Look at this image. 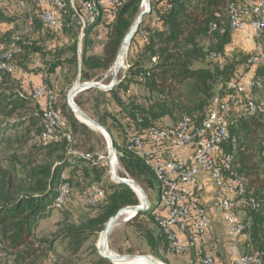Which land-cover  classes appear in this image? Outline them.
<instances>
[{"label": "trees", "instance_id": "trees-1", "mask_svg": "<svg viewBox=\"0 0 264 264\" xmlns=\"http://www.w3.org/2000/svg\"><path fill=\"white\" fill-rule=\"evenodd\" d=\"M33 14V35L14 37L16 10L10 0H0V56L15 45L12 55L13 73L0 71V151L8 149V166L0 169V250L10 259L0 258V264H73L85 243L96 258L90 264H110L97 251L96 241L107 222L122 209L138 206L137 195L125 184L115 183L94 155L96 137L80 123L67 106L66 96L73 83H98L108 86L110 75L123 39L141 12L143 0H125L118 7L96 5L95 20L80 38V17H87L83 4L98 0H60L64 9L58 11L39 5ZM244 0H149L150 13L145 15L129 46L126 69L117 73L116 84L110 91L90 88L78 93L73 101L89 118L103 127L113 140L119 178L144 185L146 190L157 182L152 170L127 150L132 136H145L151 127L176 125L184 117L191 127L199 126L207 118L214 99L226 94V85L238 75L249 55L225 56L231 42L228 30V8ZM49 10L61 17L62 27L52 29L42 24L37 15ZM154 13V25L148 18ZM147 20V22H146ZM212 24L216 30L209 31ZM225 32L220 34V30ZM103 30L102 52L93 53V43ZM147 36L142 38L141 32ZM67 42L54 49L45 46L46 40ZM219 55L220 60L211 59ZM38 61L32 68L30 61ZM19 73L41 75L42 84L53 90L55 108L67 123L57 142L46 146L29 143L31 132L42 131V114L32 97L35 87L24 89ZM58 79L57 88L50 77ZM253 79L264 88L263 61L254 69ZM54 81L56 79L54 78ZM39 86V85H38ZM133 86L144 90L143 95L131 93ZM62 98L58 102V96ZM92 113L89 114L87 105ZM168 119L170 125H165ZM230 133L235 143L225 146L232 156V171L245 186L242 200H252L256 207L241 206L245 223L249 225L246 253H263L264 264V111L256 115L237 114ZM69 137V138H68ZM28 147V153L22 155ZM12 150H11V149ZM15 148V149H13ZM77 153V154H74ZM82 155L90 154L91 159ZM65 175V177H64ZM68 183L70 193L60 209L55 206L58 188ZM95 185L103 192L96 206L85 202L86 189ZM159 185V183H158ZM237 199V198H236ZM82 203L84 212L77 211L72 201ZM53 211L62 213L61 230L63 252L52 255V244L37 240L35 230L39 221ZM156 214L149 206L126 221L142 237L152 255L160 259L159 249L169 253V244L157 226ZM47 261V262H46Z\"/></svg>", "mask_w": 264, "mask_h": 264}, {"label": "built area", "instance_id": "built-area-1", "mask_svg": "<svg viewBox=\"0 0 264 264\" xmlns=\"http://www.w3.org/2000/svg\"><path fill=\"white\" fill-rule=\"evenodd\" d=\"M123 1L98 0L84 3L82 7L87 17H80V38L84 29L94 23L97 4L102 7H118ZM70 4L74 7V0H70ZM39 5L58 11L64 9L60 0H40ZM141 6L144 7L143 2ZM37 19L52 29L62 27L61 17L49 10L39 12ZM28 21L31 26L33 19L29 18ZM245 28L259 35L264 34V0H244L241 4L232 3L229 6L228 30L235 34ZM215 30L216 25L212 24L209 31ZM224 32L222 29L219 33ZM141 36L145 39L146 32L142 31ZM16 52L13 44L9 51L0 56V71L14 72L12 55ZM211 59L218 61L220 56L214 54ZM262 61L263 54L259 51L248 57L238 75L227 83L226 94L214 99L207 118L199 126L191 127L190 120L184 117L176 125L164 128L154 126L145 136H132L127 141V150L152 170L159 183V203L153 212L156 214V224L169 244V253L173 255L180 256L188 248H197L198 264H217L212 256L203 254L198 247H201L207 236L210 215L218 213L227 224L228 236L233 241L230 264H263V253H245L239 247V241L247 237L249 225L241 221L232 209L235 203L251 209L256 205L252 200H242L245 194L244 182L231 169L232 156L225 153V146L236 141L230 133L233 118L237 114L256 115L264 111L263 104L245 96L247 92L262 88L251 76V72ZM31 97L39 105L43 126L41 132L30 133L29 143L46 146L59 141L67 123L54 106L53 90L39 85L33 89ZM177 151H184L185 157L180 158ZM80 156L91 159L90 154ZM200 175H206L216 191V197L209 204H204L198 195L203 189ZM69 193L68 183L58 188L55 200L57 209L63 207ZM102 198L103 192L97 186L91 185L86 189L87 205L96 206ZM179 234L186 236V246L180 243ZM51 262L54 263L55 259L51 258Z\"/></svg>", "mask_w": 264, "mask_h": 264}, {"label": "rangeland", "instance_id": "rangeland-1", "mask_svg": "<svg viewBox=\"0 0 264 264\" xmlns=\"http://www.w3.org/2000/svg\"><path fill=\"white\" fill-rule=\"evenodd\" d=\"M12 3V9L16 10V30L13 34L14 37H30L32 39L35 38V35H33V26L29 25V18L33 16V14L37 10V6L34 3V0H10ZM141 11L144 9L143 6L140 7ZM147 22V20H146ZM129 49V48H128ZM258 50H255L250 53L253 54ZM128 52V51H127ZM261 52V51H259ZM262 53V52H261ZM263 54V53H262ZM241 55V54H240ZM243 55V54H242ZM264 55V54H263ZM127 53L123 60V66L119 69L124 71L126 69L125 65V59H126ZM38 61L32 59L30 61V65L33 68ZM113 73V68L110 71V75ZM254 73V71H253ZM112 82V81H111ZM110 82V84H111ZM109 84V85H110ZM252 96V99L257 102L264 105V88L261 89H255L250 94ZM89 114L92 113L90 104L87 105ZM165 125H170V121L168 119L164 120ZM89 128L93 131L95 137H96V149L94 152V155L97 157V160L102 164L106 165V169L109 172L110 165L108 162V147H107V141L102 136L99 130L90 127ZM11 149V148H10ZM15 149V148H13ZM12 150V149H11ZM28 147H26L23 150L22 155H26L28 153ZM10 152L8 149H4L0 151V169H6L8 166V161L6 160L7 157H9ZM114 163L113 170L118 177V173H120L121 168L117 162V155L115 152V158L113 159ZM210 183V182H209ZM144 193L146 201L148 205L151 207V209H156L159 203V185L157 182L154 183V188L151 190H146L144 185L135 183ZM204 190H201L198 192V194L202 193ZM209 191V190H208ZM136 193V192H135ZM137 194V193H136ZM211 196L210 194H207ZM140 197V196H139ZM236 201V200H235ZM73 207L77 211H83V208H81L82 203L78 201H72ZM233 213L241 220L245 221V214L243 212V209L240 205L236 204L233 207ZM131 217V215H124L119 218V220L116 222L110 237H109V250L116 255H130L134 257L141 256H149L153 260L162 263V264H177L183 262V255L176 256L171 253H168L166 251H163L162 249H159V258H156L152 255L150 248L147 246L146 241L140 237L132 228L128 227L126 225V221ZM62 219V213L59 211H53L50 215V217L39 221L37 228L35 230V235L37 240H46L49 241L52 244V248L54 251H52V255L57 259V256L60 255L63 251V245L61 237V230L58 226V223H60ZM99 237L97 239H94L96 241V247L99 242ZM93 240H89L85 243L84 247L79 251L75 257V262L73 264H90L92 261L95 260L96 254L95 251L92 250L91 244ZM5 250H0V258L2 257L4 260L10 259V257L3 252ZM243 251V250H241ZM47 262V261H46ZM52 264V263H49Z\"/></svg>", "mask_w": 264, "mask_h": 264}, {"label": "crops", "instance_id": "crops-1", "mask_svg": "<svg viewBox=\"0 0 264 264\" xmlns=\"http://www.w3.org/2000/svg\"><path fill=\"white\" fill-rule=\"evenodd\" d=\"M147 20L148 23L153 26L156 20L155 14L152 13ZM103 35V30H100L98 38L93 43V53L96 55H100L102 52ZM39 38L40 35L36 34L35 39ZM66 42L67 40L63 36H61L59 40L44 41L47 50L54 49L57 46H62ZM255 50L261 51L264 54V34L259 35L251 29L245 28L242 31L232 35L231 42L225 47V56L234 58L238 57L240 54L249 55ZM241 70L242 68H239L238 72ZM253 75L254 73L252 71L251 76L253 77ZM17 77L21 80L22 86L26 90L28 89V84H31V87L42 84L41 75L19 73ZM54 78L56 81H54ZM50 82L55 88H57L58 79L55 76L50 77ZM76 82L77 80L73 83V86L76 84ZM131 93L143 95L145 92L139 86H133L131 88ZM251 93L252 91L247 92L245 96L252 99V96L250 95ZM57 96L59 97L58 102L61 103V96ZM177 154L180 158H184L186 155L184 151H177ZM199 179L203 184L202 190L204 191L198 195L204 204H209L216 197V191L214 190L211 183H209L208 177L206 175H200ZM210 193L211 196L207 195ZM209 222L210 228L208 230L207 236L205 237L201 247L199 246L198 248L202 250L201 252L203 254L212 256L217 264H230V248L233 245V241L228 236V226L218 213H212L209 217ZM179 240L182 245H187V238L184 234H179ZM245 243L246 239H241L238 243L240 249L243 250L242 252L246 251ZM196 249L188 248L182 256L183 262L177 264H198V251Z\"/></svg>", "mask_w": 264, "mask_h": 264}, {"label": "water", "instance_id": "water-1", "mask_svg": "<svg viewBox=\"0 0 264 264\" xmlns=\"http://www.w3.org/2000/svg\"><path fill=\"white\" fill-rule=\"evenodd\" d=\"M143 4H144V10H142L138 16L136 17L133 25L131 26L130 30L128 31L127 35L125 36V38L123 39V42L121 44V48L119 51V54L117 56L116 62L114 64L113 67V73H112V82L110 85L108 86H103L100 85L98 83H79V80H77L76 84L70 89V91L67 94L66 97V102H67V106L70 109V111L72 112V114L74 115V117L82 124H84L85 126L88 127L87 122L89 124H91L95 129L99 130L100 133L102 134V136L105 138V140L107 141V147H108V162L110 165V170H109V174L111 176V180L115 183H123L125 185H127L134 193L135 191L133 190V187H135L136 189L139 190L140 193V197L137 195L140 204L138 206H134V207H128L125 209H122L120 211H118L116 213L115 216H113L105 225L103 231L100 234L99 237V242L97 245V251L99 253V255L101 257H103L104 259L108 260L110 264H117V263H121V262H127L133 258H136L134 256H130V255H116L113 254L112 252H110L109 250V237L110 234L116 224V222L119 220V218L121 217V215L126 212H132L131 217H134L135 215H137L140 212L146 211L149 208V205L146 201L145 195L143 193V191L132 181L129 179H125V178H119L116 176L114 170H113V159L115 158V150L113 148V140L111 138V136L109 135V133L101 126H99L96 122H94L91 118H89L81 109H79V107H77L73 101L74 97L87 89L90 88H94V89H99L101 91H110L112 89V87L116 84V79H117V73L119 71V69L123 66V60L124 57L128 51L129 46L132 43V40L144 18L145 15L150 13V3L149 0H143ZM89 128V127H88ZM130 217V218H131ZM141 258L148 260L149 264H162L159 263L155 260H153L151 257L149 256H141Z\"/></svg>", "mask_w": 264, "mask_h": 264}, {"label": "bare ground", "instance_id": "bare-ground-1", "mask_svg": "<svg viewBox=\"0 0 264 264\" xmlns=\"http://www.w3.org/2000/svg\"><path fill=\"white\" fill-rule=\"evenodd\" d=\"M87 125H88V127L90 126V127H93L91 124H89L88 122H87ZM94 128V127H93ZM112 163H114V161L112 162ZM133 190L137 193V195L138 196H140V193H139V190L138 189H136L135 187H133ZM124 215H132V212H129V211H126V212H124L121 216H124ZM111 252V251H110ZM117 264H149V262H148V260H146V259H143V258H133V259H131V260H129V261H127V262H121V263H117Z\"/></svg>", "mask_w": 264, "mask_h": 264}]
</instances>
